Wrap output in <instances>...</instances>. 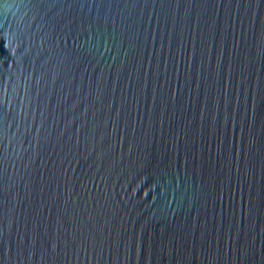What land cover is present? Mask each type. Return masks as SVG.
Returning <instances> with one entry per match:
<instances>
[{
	"label": "water",
	"instance_id": "1",
	"mask_svg": "<svg viewBox=\"0 0 264 264\" xmlns=\"http://www.w3.org/2000/svg\"><path fill=\"white\" fill-rule=\"evenodd\" d=\"M0 264H264V0H0Z\"/></svg>",
	"mask_w": 264,
	"mask_h": 264
}]
</instances>
